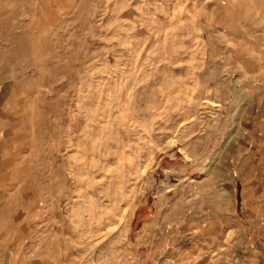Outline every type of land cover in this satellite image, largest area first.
<instances>
[{"label":"rangeland","instance_id":"obj_1","mask_svg":"<svg viewBox=\"0 0 264 264\" xmlns=\"http://www.w3.org/2000/svg\"><path fill=\"white\" fill-rule=\"evenodd\" d=\"M0 156V264H264V0H0Z\"/></svg>","mask_w":264,"mask_h":264},{"label":"crops","instance_id":"obj_2","mask_svg":"<svg viewBox=\"0 0 264 264\" xmlns=\"http://www.w3.org/2000/svg\"><path fill=\"white\" fill-rule=\"evenodd\" d=\"M7 160L5 157L0 156V181L3 180L4 172H6L7 169Z\"/></svg>","mask_w":264,"mask_h":264},{"label":"trees","instance_id":"obj_3","mask_svg":"<svg viewBox=\"0 0 264 264\" xmlns=\"http://www.w3.org/2000/svg\"><path fill=\"white\" fill-rule=\"evenodd\" d=\"M239 190H237V199L239 200V198H240V195H239Z\"/></svg>","mask_w":264,"mask_h":264}]
</instances>
